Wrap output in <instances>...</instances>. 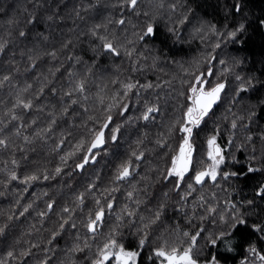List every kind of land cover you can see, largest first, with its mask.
I'll return each instance as SVG.
<instances>
[{
    "label": "snow or ice",
    "instance_id": "obj_1",
    "mask_svg": "<svg viewBox=\"0 0 264 264\" xmlns=\"http://www.w3.org/2000/svg\"><path fill=\"white\" fill-rule=\"evenodd\" d=\"M206 2L15 0L0 25V264H264V7L214 0L209 17ZM161 22L204 51L141 82L163 71ZM133 133L106 175H84Z\"/></svg>",
    "mask_w": 264,
    "mask_h": 264
},
{
    "label": "trees",
    "instance_id": "obj_2",
    "mask_svg": "<svg viewBox=\"0 0 264 264\" xmlns=\"http://www.w3.org/2000/svg\"><path fill=\"white\" fill-rule=\"evenodd\" d=\"M203 2V0H202ZM214 0H207L206 3H203L201 8V14L207 15L211 17L213 13L212 4ZM250 4L254 6V9L258 10L261 7H264V0H250ZM15 7V0H0V9H5V11H0V25H2L3 20L12 14V9ZM155 46L159 51L160 60H159V68H162L163 71L149 70L143 75L137 74L141 79V82L144 80V76L146 75L148 79L156 82V77L160 76L162 79H169L171 76L175 75L177 77L182 76L183 72L179 67V64L182 63L185 67L193 60V58H197L199 54L204 51V46L200 43L199 40H188L187 30H185L183 34V42H173L170 38H168L163 29V22H161V32L157 36L155 41ZM229 51H234L233 48H229ZM245 51L253 56L259 57L261 55V49L259 46L250 45ZM173 60L178 61L179 63H173ZM148 63H151V59H149ZM127 67V64H125ZM174 87H179L178 80L173 81ZM162 90L171 91L170 88L162 84ZM175 95V93H173ZM224 111V105L219 106L215 109V116L207 120V123L203 124L200 129L197 130L196 136V154L197 158L203 154L204 151V141L206 140V136L211 132L213 128V120L220 117V115ZM226 135V133H225ZM135 138V133L132 134L131 138L126 134L119 141L118 149H110L109 153L102 154L101 158L97 164L90 166L88 170L85 172V176L88 175V172H91L93 168L98 171H102L103 174H107L111 169L112 165L118 163L117 157L111 155V151H118L119 156L122 158L127 151L129 150V145L131 144V140ZM221 143H223V137H221ZM68 146H66L67 148ZM240 159H244V154H240ZM81 178L77 177V181ZM42 187H46L45 184L40 183L38 185H34L30 188V192L26 193V198L31 199L30 193L33 191L39 192ZM11 202V197H0V212L7 211L8 206ZM40 207H43V201L38 202ZM34 215V214H33ZM27 222V221H26ZM62 243V241H61Z\"/></svg>",
    "mask_w": 264,
    "mask_h": 264
}]
</instances>
